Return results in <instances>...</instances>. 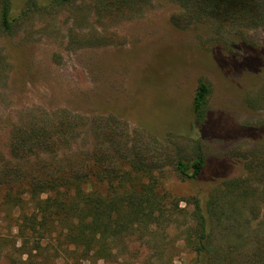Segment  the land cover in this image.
I'll use <instances>...</instances> for the list:
<instances>
[{
  "label": "rangeland",
  "instance_id": "rangeland-1",
  "mask_svg": "<svg viewBox=\"0 0 264 264\" xmlns=\"http://www.w3.org/2000/svg\"><path fill=\"white\" fill-rule=\"evenodd\" d=\"M24 1L12 0L14 13ZM89 7L79 1L39 10L21 19L11 34L0 35V48L16 49L9 71L0 72V150L6 145L5 126L26 120L31 110L116 116L135 150L160 167L153 171L177 203L178 215L146 239H126L117 259L97 264H150L156 253L170 264H189L194 253L185 231L195 222L193 197L204 207L222 180L246 175L241 156L261 136L253 126L264 121V29L248 33L259 50L248 61L242 52L228 56L214 49L215 24L186 23L174 0L145 2L111 19ZM221 30L224 37L230 28ZM200 78L211 87L202 131L192 114ZM202 134L204 175L182 180L173 162L191 157ZM18 215L1 204L0 195V264H14ZM43 243L53 251L52 241ZM55 254V264H73L69 252Z\"/></svg>",
  "mask_w": 264,
  "mask_h": 264
},
{
  "label": "trees",
  "instance_id": "trees-1",
  "mask_svg": "<svg viewBox=\"0 0 264 264\" xmlns=\"http://www.w3.org/2000/svg\"><path fill=\"white\" fill-rule=\"evenodd\" d=\"M79 1L100 18L111 19L155 0H25L17 13L12 0H0V35L14 32L33 12ZM174 1L186 23L215 24L219 41L214 49L228 56L242 52L248 61L259 54L247 35L264 29V0ZM225 26L230 30L223 37ZM8 45L0 48V72L9 71L16 52ZM210 93L209 83L200 78L192 114L201 131L208 122ZM28 114L26 120L5 126L6 145L0 150L1 204L19 211L20 245L15 247L13 240L10 254L14 264H55L58 250L69 252L73 264L115 260L126 239H146L176 220L178 205L153 171L160 167L135 150L116 116H89L68 108ZM253 127L261 136L241 156L246 175L222 180L204 207L193 197L195 222L185 231V243L194 253L189 264H264V121ZM202 138L191 157L173 162L180 179L204 175L208 161ZM45 239L52 241L53 251ZM160 254L150 264H170Z\"/></svg>",
  "mask_w": 264,
  "mask_h": 264
}]
</instances>
